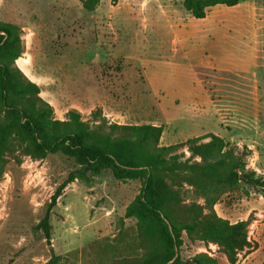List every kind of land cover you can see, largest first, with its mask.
<instances>
[{"label": "rangeland", "instance_id": "obj_1", "mask_svg": "<svg viewBox=\"0 0 264 264\" xmlns=\"http://www.w3.org/2000/svg\"><path fill=\"white\" fill-rule=\"evenodd\" d=\"M149 1L153 5L101 0L88 13L77 0H2L0 20L23 26L25 51L15 63L20 68V63L30 64L25 73L39 85L40 96L52 106L56 119L63 120L69 109L90 120L92 110L99 108L108 122L118 124L148 123L156 116L163 118L162 111L168 117L176 114L172 100L187 96L192 77L176 69L180 54L172 53L176 48L168 20L158 0L145 3ZM176 1L173 9L185 10L182 1ZM251 1L258 47L264 50V0ZM260 54L264 64V51ZM200 76L212 83L210 90L223 83L245 87L252 83L248 77L211 71ZM186 102L180 101V111L187 108ZM226 105L222 107L238 114L233 105ZM260 106L262 113L248 126L246 139L254 152L245 161L246 169L264 176V105ZM249 107L256 114L255 105ZM258 128L262 130L256 133ZM229 137L226 142L237 146ZM77 168L59 154L38 161L25 157L19 165H7L0 180V264H45L51 249L60 255L59 264H109L114 254L124 251L133 239L134 221L124 220L119 232L120 219L140 182L115 180L110 171L93 177L90 184L76 179L66 186L51 212L49 243L35 228L50 196ZM214 210L231 223L251 219L248 237L255 246L241 252L237 264H264V192L244 187L225 195ZM196 253L228 264L212 244L184 243L180 249L182 260L189 261Z\"/></svg>", "mask_w": 264, "mask_h": 264}, {"label": "trees", "instance_id": "obj_2", "mask_svg": "<svg viewBox=\"0 0 264 264\" xmlns=\"http://www.w3.org/2000/svg\"><path fill=\"white\" fill-rule=\"evenodd\" d=\"M77 1L88 13L101 2ZM181 1L195 19L203 18L210 6L239 2ZM22 34L21 26L0 20V180L10 162L19 165L25 157L38 161L59 154L78 167L55 189L35 226L47 243L51 212L66 186L76 179L90 184L110 171L115 180L139 181L140 190L120 219L119 232L124 220L134 221L133 239L125 254H114L109 264H219L206 253L182 260L184 243L215 245L228 264H237L241 252L254 249L248 237L250 218L231 223L214 210L225 195L244 187L264 192V176L246 169L251 150L211 133L164 146L162 125L108 122L99 108L92 110L90 120L74 109L56 119L39 85L15 63L25 51ZM60 259L51 249L45 264H59Z\"/></svg>", "mask_w": 264, "mask_h": 264}, {"label": "crops", "instance_id": "obj_3", "mask_svg": "<svg viewBox=\"0 0 264 264\" xmlns=\"http://www.w3.org/2000/svg\"><path fill=\"white\" fill-rule=\"evenodd\" d=\"M140 1L142 5H153L151 1ZM175 2L158 0L162 5L161 13L168 20L172 44L176 48L172 49V53L180 54L176 69L192 77L188 81L190 92L182 96V100H172L176 109L174 116L168 117L162 111L163 118L162 115L160 118L156 116L148 123L162 125L160 144L164 146L211 133L224 139L229 135L237 146L246 145L254 152V145L248 143L246 138L251 130L248 126L255 121L252 117L262 113L263 108L259 104L264 105V74L261 73L264 72V64L260 62V53L264 50L258 47L253 2L239 0L233 6L216 4L208 7L201 19H195L180 8L173 9ZM21 28L23 30V26ZM20 64L19 68L26 75L25 72L31 70L30 64ZM202 71L244 76L251 79L252 83L248 87L223 83L210 90L207 86H212V83L208 84L201 78ZM195 84L198 89L196 92ZM183 100L187 101V108L180 111L179 105ZM226 104L233 105L239 115L233 110L229 112ZM160 105L158 103L161 109ZM250 105H255L256 114H251ZM258 129L260 131L256 133L262 130Z\"/></svg>", "mask_w": 264, "mask_h": 264}, {"label": "water", "instance_id": "obj_4", "mask_svg": "<svg viewBox=\"0 0 264 264\" xmlns=\"http://www.w3.org/2000/svg\"><path fill=\"white\" fill-rule=\"evenodd\" d=\"M199 1H211V0H199Z\"/></svg>", "mask_w": 264, "mask_h": 264}]
</instances>
